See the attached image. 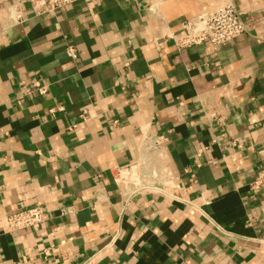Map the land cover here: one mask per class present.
<instances>
[{"label": "crops", "instance_id": "crops-1", "mask_svg": "<svg viewBox=\"0 0 264 264\" xmlns=\"http://www.w3.org/2000/svg\"><path fill=\"white\" fill-rule=\"evenodd\" d=\"M230 1L245 36L181 51L167 38ZM15 6L0 0V264H264V188L248 190L264 170V0H81L55 16L23 3L21 24ZM37 80L49 92L18 102ZM144 134L169 176L123 207L111 170ZM35 206L45 222L10 232Z\"/></svg>", "mask_w": 264, "mask_h": 264}, {"label": "built area", "instance_id": "built-area-1", "mask_svg": "<svg viewBox=\"0 0 264 264\" xmlns=\"http://www.w3.org/2000/svg\"><path fill=\"white\" fill-rule=\"evenodd\" d=\"M81 0H15L16 6L11 10V16L16 24L26 21L20 6L23 3L30 5L35 16H55L71 8ZM248 34V28L244 20V13L233 2H227L218 8L201 12L190 18L181 28V35H169L167 38L174 41L178 50H185L194 46L211 44L213 46H225ZM67 55L73 61L78 59L77 49L70 45L67 47ZM23 85V84H22ZM49 92L48 85L37 80L32 84L24 85V91L18 102L34 96H45ZM55 112L54 110L50 111ZM82 121L88 120L84 112ZM216 121V119L214 120ZM117 124L118 122H113ZM218 122H216L217 124ZM78 125L69 128L75 131ZM162 139L156 135L144 134L139 146V156L136 162L127 167L116 166L111 170V175L116 184L120 205L126 207L132 198L147 193H160L163 186L162 176H169L168 166L164 164L165 153L162 148ZM202 151L197 157H202ZM159 164H162L159 166ZM197 166H199L197 164ZM264 188V170L259 171L248 185L252 196H258ZM46 210L43 207L20 208L9 214L6 218L9 231L19 232L35 228L45 222Z\"/></svg>", "mask_w": 264, "mask_h": 264}]
</instances>
